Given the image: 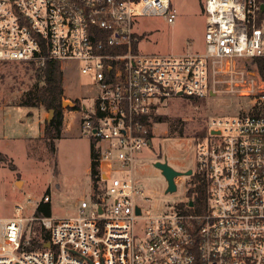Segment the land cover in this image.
<instances>
[{
    "label": "built area",
    "instance_id": "2783aa9c",
    "mask_svg": "<svg viewBox=\"0 0 264 264\" xmlns=\"http://www.w3.org/2000/svg\"><path fill=\"white\" fill-rule=\"evenodd\" d=\"M203 12V51L146 54L137 20L173 22L171 0H0V62L49 59L94 87L73 107L97 162L74 215H37L44 195L0 218V264H264V0H205ZM236 62L247 65L230 83L256 112L209 121L191 175L173 179L187 194L203 175L206 210L192 199L152 208L138 169L153 117L170 99L206 97L210 73L238 72Z\"/></svg>",
    "mask_w": 264,
    "mask_h": 264
},
{
    "label": "rangeland",
    "instance_id": "374dc122",
    "mask_svg": "<svg viewBox=\"0 0 264 264\" xmlns=\"http://www.w3.org/2000/svg\"><path fill=\"white\" fill-rule=\"evenodd\" d=\"M204 1L171 0L175 15L173 22L160 16L138 19L135 26L140 40L138 51L146 54L203 51ZM244 65L236 62L234 70L238 72L233 74L210 73L211 93L206 97L196 102L174 98L158 109L156 115L162 116L163 121L152 124L153 145L143 151L141 160L144 164L138 169L144 196L150 199L148 204L152 208L166 212L189 199L183 183L175 192L164 193L166 180L153 166L155 161L166 159L174 170L186 171L194 166L193 143L204 138L209 121L256 110L251 109L253 98L241 96L238 88H232L230 83L233 75L234 85H238L237 79ZM60 68L64 79L63 123L60 137L53 142L52 153L44 140L49 112L19 105L22 94L35 83L33 69L24 62H0V108H3L0 109V136L5 133L9 138L6 142L10 144L8 147L5 141H0V148L9 153L8 162L0 161V218L11 216L16 203L44 195L49 196L50 216L70 217L76 213L79 201L87 198L93 187L88 173L92 143L80 134V116L69 109L67 101L87 102L94 94V87L87 84L86 77L79 75L77 70L61 65ZM214 78L218 81L213 85ZM2 116H5V122ZM39 129L41 135L27 143L38 135ZM17 137L27 139L24 153L22 143L18 146L12 141ZM9 162L13 168L9 167ZM183 180L188 178L183 177Z\"/></svg>",
    "mask_w": 264,
    "mask_h": 264
},
{
    "label": "trees",
    "instance_id": "16d2710c",
    "mask_svg": "<svg viewBox=\"0 0 264 264\" xmlns=\"http://www.w3.org/2000/svg\"><path fill=\"white\" fill-rule=\"evenodd\" d=\"M26 65L33 69V77L35 83L32 87L28 88L20 98V106L37 109L43 108L46 112L53 110V116L49 121H45L44 128V140L48 145L49 150L54 152V140L60 137L63 123V89L64 79L63 73L59 63L45 59L42 64L35 62H24ZM258 71L261 77L264 79V60H258ZM184 100L196 102L199 98L181 97ZM74 110L76 107H69ZM256 112V110L252 111ZM163 121V117L156 115L153 117V123H160ZM153 136L152 131H149L148 138ZM197 139V138H196ZM198 142V141H197ZM92 143V150L90 155V178L95 181V175L97 172V162L95 161L96 153L94 152V142ZM0 161L8 162V159L0 153ZM9 167L13 168V165L9 162ZM197 180V186L195 190H190L187 193V197L194 201L197 206L198 212H204L207 206L208 187L206 178L203 175L197 174L195 176ZM37 215L44 217L50 216V204H40L37 209Z\"/></svg>",
    "mask_w": 264,
    "mask_h": 264
},
{
    "label": "water",
    "instance_id": "95a60500",
    "mask_svg": "<svg viewBox=\"0 0 264 264\" xmlns=\"http://www.w3.org/2000/svg\"><path fill=\"white\" fill-rule=\"evenodd\" d=\"M68 102V105L70 107H73L74 105V102L72 100H69L67 101ZM62 106H64V103L62 104ZM82 109L85 110V106L82 105ZM53 110H50L49 111V118H48V121L52 118L53 116ZM153 166L155 168H157L158 170H160L161 174L164 176L166 182H167V187L164 191L165 194L167 193H173L175 192L176 190V186L174 184V177L175 176H189L191 175L192 173V170L191 169H187L186 171H177V170H174L171 166L168 165L166 159H164L163 161H160V160H157L153 163ZM188 204L191 206L192 205V201L190 200L188 202Z\"/></svg>",
    "mask_w": 264,
    "mask_h": 264
},
{
    "label": "crops",
    "instance_id": "0c3cea01",
    "mask_svg": "<svg viewBox=\"0 0 264 264\" xmlns=\"http://www.w3.org/2000/svg\"><path fill=\"white\" fill-rule=\"evenodd\" d=\"M0 109L3 110L2 107H1ZM4 119H5V116H2V121H3V122H5ZM47 121H48V120H47ZM38 124H39V123H38ZM39 130H40V129H39ZM40 135H41V130L39 131V133H38L37 136L31 138L27 143L33 141L35 138H37V137L40 136ZM7 140H9V138L5 135V133H3V134L0 136V141H5V145L9 147L10 144H9L8 142H6ZM12 141H13V143H17L16 145H18V146L20 145V143H22V151H23V148H24L25 145H26V141H27V139H26L25 137H17V138H12ZM0 153H2L6 158L8 157V154H9V153H7V149H1V148H0ZM23 153H24V151H23ZM10 159H11V158H10ZM37 160H38V159H37ZM88 173H89V176H90V167H89ZM90 180H91V178H90ZM15 182L17 183V180H16ZM89 193H90V191H89ZM88 195H89V194H88Z\"/></svg>",
    "mask_w": 264,
    "mask_h": 264
},
{
    "label": "flooded vegetation",
    "instance_id": "af4514ba",
    "mask_svg": "<svg viewBox=\"0 0 264 264\" xmlns=\"http://www.w3.org/2000/svg\"><path fill=\"white\" fill-rule=\"evenodd\" d=\"M76 102V101H75ZM76 105L75 106H78V102L75 103ZM192 168V167H191ZM191 168H188V169H191Z\"/></svg>",
    "mask_w": 264,
    "mask_h": 264
}]
</instances>
